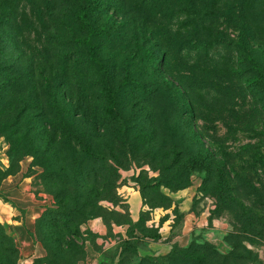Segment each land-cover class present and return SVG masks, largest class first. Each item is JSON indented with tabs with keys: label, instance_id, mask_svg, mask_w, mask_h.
<instances>
[{
	"label": "rangeland",
	"instance_id": "374dc122",
	"mask_svg": "<svg viewBox=\"0 0 264 264\" xmlns=\"http://www.w3.org/2000/svg\"><path fill=\"white\" fill-rule=\"evenodd\" d=\"M97 1L107 4L91 16L95 35L90 40L107 72L97 65L85 68L91 49L82 41L87 30L74 10L86 0H0L1 202L18 206L13 191L27 181L37 198L47 201L43 213L55 205L50 193L55 187L45 181V168L60 163L57 143L63 133L70 134L63 127L66 120L93 152L105 154L109 164H121L114 200L102 201V216L81 225L86 242L78 264L86 259L90 244L105 257L103 264H215L212 247L226 255L234 245H241L240 254L251 261L264 264V238L256 236L247 216L264 221V84L250 85L258 73L237 50L244 45L264 65V6L233 0L231 11L224 9L228 3H221L203 25V15L168 11L166 0ZM185 1H196L200 12L210 2ZM155 62L158 71L151 72ZM164 79L178 89H168ZM108 89L115 96L114 114L104 108L113 99ZM51 93L57 110L51 107ZM86 160L88 169L102 163ZM237 178L258 190L231 192ZM125 187L138 189L143 198L145 211L136 226ZM189 204L198 215L206 210L210 219L226 224V232H217L228 251L198 227L189 243L175 247L173 256L136 259L130 239L105 251V243L118 236L112 225L130 224L129 234L139 229L156 237L158 229L146 224L151 209H161V221L172 216L174 235L182 234V208ZM43 213L32 229L25 221L28 236L17 241L0 221L5 227L0 232V264H25L24 258L30 260L27 264H51L37 232ZM97 219L109 228L106 234L82 229ZM25 240L33 244L23 253L20 244Z\"/></svg>",
	"mask_w": 264,
	"mask_h": 264
},
{
	"label": "trees",
	"instance_id": "16d2710c",
	"mask_svg": "<svg viewBox=\"0 0 264 264\" xmlns=\"http://www.w3.org/2000/svg\"><path fill=\"white\" fill-rule=\"evenodd\" d=\"M15 0H10V2ZM154 1V0H152ZM233 0H210L208 6H204V11L200 12L197 9L196 1L188 4L185 0H166L168 11H172L174 8L178 12L185 14L197 13L203 15L201 21L204 25L210 15H214L217 12V7L221 3H228L224 9H230L234 11V4H230ZM11 2V3H12ZM105 2V1H104ZM107 4V3H106ZM103 2L97 0H86L84 6H78L74 13L76 17H79L87 30L88 38L82 40L91 49V58L85 66L86 69H90L92 65H97L102 72H107V65L99 60L93 49L92 41L90 37L95 35V29L91 23L92 14L98 9H103L106 6ZM248 4L252 8H261L264 6V0H244L243 6ZM214 5L216 7H214ZM204 13V14H203ZM211 21V20H210ZM201 24V25H202ZM237 50L245 55L246 61L250 62L253 69L258 74L249 79L251 86L257 87L264 84V65H262L254 56L247 53V49L244 45H239ZM244 59V61H245ZM158 64L155 62L151 65V72L158 71ZM168 89L176 90L177 86L172 81L164 79ZM138 89L142 91H149V86L137 84ZM113 96L111 102L105 104V110L108 113L114 114L115 96ZM54 93H51L50 101L51 107L57 110V100ZM79 115H86L84 112ZM63 127L67 130V133L62 134L59 144V151L61 153L60 163L56 166L48 165L45 168L47 176L45 181H50V185H54V189L50 190L55 197V205L48 208L38 221L37 232L43 240L45 248L48 251L47 259L51 261V264H78L85 255V232L81 230V225L88 220L95 217L102 216L101 211L105 210V207L101 204L102 201H113L115 190L117 188V181L121 177L119 170L121 164L115 161L116 164L107 163V157L100 152H93L89 145H87L86 138H79L73 130L68 127L65 120L62 121ZM77 141V146L73 143ZM85 147V148H84ZM84 151L86 156L81 154ZM86 157L94 160H100L101 164L98 167H92L88 169L86 167ZM44 171V172H45ZM86 173V174H85ZM100 173H104L103 176ZM238 185L233 186L231 192L235 190H243L244 193L249 188L258 190L248 180L237 178ZM226 203L228 200L225 201ZM247 214V211H244ZM250 220V225L254 231L258 234V238H264V221L261 218L255 217L251 214L247 215ZM139 223H135L136 226ZM246 226H243L242 232H246ZM1 233L5 232V227L0 224ZM49 230V231H48ZM29 233L34 237V233ZM241 245H234V250L229 254L222 255L215 247L213 253L218 257L215 264H236L239 260H252L250 256L240 254ZM194 246L189 247L192 249ZM187 249V250H188ZM211 249V248H210ZM8 251L7 248L4 249ZM247 250V249H246ZM249 252V251H248ZM250 253V252H249ZM251 254V253H250ZM174 252L171 253V256ZM223 262H219L220 260ZM251 264H259L251 261Z\"/></svg>",
	"mask_w": 264,
	"mask_h": 264
},
{
	"label": "crops",
	"instance_id": "0c3cea01",
	"mask_svg": "<svg viewBox=\"0 0 264 264\" xmlns=\"http://www.w3.org/2000/svg\"><path fill=\"white\" fill-rule=\"evenodd\" d=\"M125 189L126 190L123 191H126L124 193L129 204V216L134 224L141 223L142 214L145 211L141 192L138 189L131 187H125ZM15 190L16 191H13V198L18 203V206H13L12 203L9 206L2 203L0 200V221H2V223L14 233L15 240L17 241L19 238L26 239L28 233L24 225L25 221L28 224V227L32 229L36 220L43 213L47 201L45 199L37 198L32 191L31 185L27 181H21L19 187ZM150 211L152 213V218L146 221V224L147 227L158 229V235L156 237L145 236L139 231V229H136L134 235H131L129 234L130 224L120 226L112 225L113 232L118 236L117 239L110 238L109 241L105 243V251L111 252L118 242L124 239H130V241L136 245L137 251L134 256L136 259L140 260L147 256H167L178 244L189 243L196 227L206 230L207 235L212 237L210 240L220 250L226 252L230 249L223 237L220 234L218 235L217 232L219 229H221V233L226 232L223 228V226L226 227V224L218 219H210L209 211L206 212L205 210L201 215H198L195 213L192 205L189 204L188 206L183 207L182 211L185 213V225L182 234L178 236H175L173 232L175 221L172 216L161 221L162 214L158 212L161 211V209H151ZM167 211L168 210H166L165 213H169ZM157 213L159 214L157 215ZM19 215H21L22 220H20L21 218H19ZM211 221H213V227H211ZM88 228L102 235L109 231V228L104 224L102 219H97L90 222V224L82 226V229ZM32 244L33 243H30L28 240L21 243L20 248L22 252L24 253V251H26L28 247L30 248ZM23 260L25 264L30 261L28 258H24ZM103 260H105V257L96 251L94 246L90 244L88 246L87 257L80 264H103Z\"/></svg>",
	"mask_w": 264,
	"mask_h": 264
}]
</instances>
